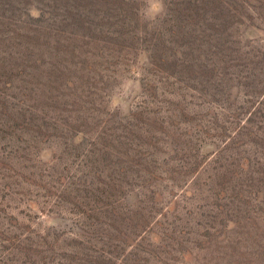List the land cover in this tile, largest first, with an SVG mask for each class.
<instances>
[{"label": "rangeland", "instance_id": "rangeland-1", "mask_svg": "<svg viewBox=\"0 0 264 264\" xmlns=\"http://www.w3.org/2000/svg\"><path fill=\"white\" fill-rule=\"evenodd\" d=\"M0 264H264V0H0Z\"/></svg>", "mask_w": 264, "mask_h": 264}]
</instances>
